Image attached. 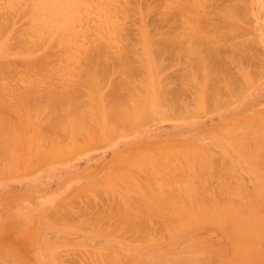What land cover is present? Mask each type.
I'll list each match as a JSON object with an SVG mask.
<instances>
[{
    "label": "rangeland",
    "instance_id": "374dc122",
    "mask_svg": "<svg viewBox=\"0 0 264 264\" xmlns=\"http://www.w3.org/2000/svg\"><path fill=\"white\" fill-rule=\"evenodd\" d=\"M0 264H264V0H0Z\"/></svg>",
    "mask_w": 264,
    "mask_h": 264
},
{
    "label": "bare ground",
    "instance_id": "6f19581e",
    "mask_svg": "<svg viewBox=\"0 0 264 264\" xmlns=\"http://www.w3.org/2000/svg\"><path fill=\"white\" fill-rule=\"evenodd\" d=\"M163 110H164V113H165V109H163ZM166 112H167V111H166ZM115 117H116V115H115ZM115 117H114V118H115ZM118 215H119V214H118Z\"/></svg>",
    "mask_w": 264,
    "mask_h": 264
},
{
    "label": "crops",
    "instance_id": "0c3cea01",
    "mask_svg": "<svg viewBox=\"0 0 264 264\" xmlns=\"http://www.w3.org/2000/svg\"><path fill=\"white\" fill-rule=\"evenodd\" d=\"M259 9L262 10V9L260 8V6H259Z\"/></svg>",
    "mask_w": 264,
    "mask_h": 264
}]
</instances>
